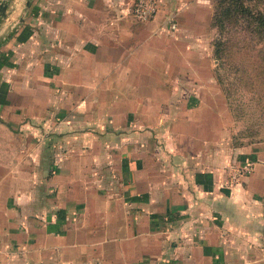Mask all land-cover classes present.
I'll return each mask as SVG.
<instances>
[{
    "label": "crops",
    "instance_id": "0c3cea01",
    "mask_svg": "<svg viewBox=\"0 0 264 264\" xmlns=\"http://www.w3.org/2000/svg\"><path fill=\"white\" fill-rule=\"evenodd\" d=\"M133 1L9 2L0 264H264V146L232 142L212 0Z\"/></svg>",
    "mask_w": 264,
    "mask_h": 264
},
{
    "label": "trees",
    "instance_id": "16d2710c",
    "mask_svg": "<svg viewBox=\"0 0 264 264\" xmlns=\"http://www.w3.org/2000/svg\"><path fill=\"white\" fill-rule=\"evenodd\" d=\"M210 27L213 78L231 115L233 96L237 106L246 97L264 114V0H212Z\"/></svg>",
    "mask_w": 264,
    "mask_h": 264
},
{
    "label": "rangeland",
    "instance_id": "374dc122",
    "mask_svg": "<svg viewBox=\"0 0 264 264\" xmlns=\"http://www.w3.org/2000/svg\"><path fill=\"white\" fill-rule=\"evenodd\" d=\"M214 35V31H212L211 40ZM235 97L233 96L230 100L235 114L234 117L231 115L233 144H250L254 142L261 143L264 146V114L255 103H249L246 97L241 98L243 105L237 106L238 103L237 100H234Z\"/></svg>",
    "mask_w": 264,
    "mask_h": 264
},
{
    "label": "built area",
    "instance_id": "2783aa9c",
    "mask_svg": "<svg viewBox=\"0 0 264 264\" xmlns=\"http://www.w3.org/2000/svg\"><path fill=\"white\" fill-rule=\"evenodd\" d=\"M157 11V3L155 0H134L130 9L131 15L140 21L151 19ZM251 170L249 162H245L238 167L232 169L231 178L237 179L240 175L247 174Z\"/></svg>",
    "mask_w": 264,
    "mask_h": 264
},
{
    "label": "water",
    "instance_id": "95a60500",
    "mask_svg": "<svg viewBox=\"0 0 264 264\" xmlns=\"http://www.w3.org/2000/svg\"><path fill=\"white\" fill-rule=\"evenodd\" d=\"M11 0H0V20H4L7 16V6ZM30 3V0H25L24 2V9L20 14V17L18 19V23L22 21L23 16L25 15L26 9L28 8Z\"/></svg>",
    "mask_w": 264,
    "mask_h": 264
}]
</instances>
